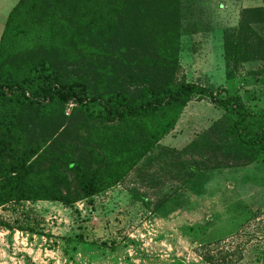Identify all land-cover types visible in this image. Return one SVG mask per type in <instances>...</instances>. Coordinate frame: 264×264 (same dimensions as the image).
<instances>
[{
    "label": "rangeland",
    "instance_id": "obj_1",
    "mask_svg": "<svg viewBox=\"0 0 264 264\" xmlns=\"http://www.w3.org/2000/svg\"><path fill=\"white\" fill-rule=\"evenodd\" d=\"M18 1L0 0V38ZM147 3L130 5L88 50L60 34L36 37L24 29L13 53L35 60L46 44H57L64 80L81 81L93 94H139L175 58L174 82L233 91L252 116L264 114V59L240 63L231 82L223 60L224 32L238 26L241 10L264 7L263 0H180L177 9ZM256 33L264 39V24ZM222 114L193 97L145 155L136 153L144 140L153 143L144 127L106 125L72 104L35 118L20 146L35 149V176L60 188L72 184L67 164L79 154L107 188L71 207H1L0 264H264V156L248 162L221 146L227 141L207 136Z\"/></svg>",
    "mask_w": 264,
    "mask_h": 264
},
{
    "label": "trees",
    "instance_id": "obj_2",
    "mask_svg": "<svg viewBox=\"0 0 264 264\" xmlns=\"http://www.w3.org/2000/svg\"><path fill=\"white\" fill-rule=\"evenodd\" d=\"M147 1L155 4V0H19L12 8L0 38V62L10 63L0 64V208L26 201H52L71 207L81 198L90 199L107 188L79 154L71 156L67 164L72 184L60 188L33 174L29 161L35 149L30 145L22 150L20 146L26 144L27 133L31 132L29 123L51 114L57 105H75L86 118L106 125L129 123L144 127L145 135L153 143L143 144L144 140L136 147V153L144 150L145 155L172 131L186 104L197 97L223 113L207 130V136L227 141V145L221 146L230 151L238 149L248 162L264 156V114L252 116L243 99L233 91L213 92L197 84L174 82L175 58L159 66L161 76L155 86L139 94H93L81 81L64 80L56 66L57 44H46L45 52L35 60L18 58L13 53L24 29H32L36 37L60 34L72 41L68 45L77 43L81 48H93L96 37L109 35L130 5ZM157 2L177 9L180 0ZM262 24L264 7L246 8L239 14L238 26L224 32L223 60L228 82L235 78L240 63L257 57L264 59V39L256 33V27Z\"/></svg>",
    "mask_w": 264,
    "mask_h": 264
}]
</instances>
